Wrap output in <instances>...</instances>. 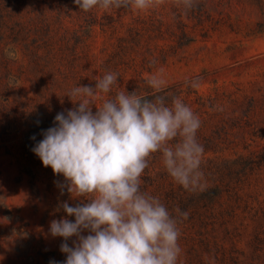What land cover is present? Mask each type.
<instances>
[{
  "label": "rangeland",
  "instance_id": "obj_1",
  "mask_svg": "<svg viewBox=\"0 0 264 264\" xmlns=\"http://www.w3.org/2000/svg\"><path fill=\"white\" fill-rule=\"evenodd\" d=\"M193 3L84 12L75 0H0V264L66 260L50 223L74 222L60 205L80 201L32 149L73 109L69 91L106 72L118 81L97 104L137 91L179 97L200 118L202 187L175 182L160 153L141 177L178 219V264H264V0ZM161 69L156 92L147 81Z\"/></svg>",
  "mask_w": 264,
  "mask_h": 264
},
{
  "label": "clouds",
  "instance_id": "obj_2",
  "mask_svg": "<svg viewBox=\"0 0 264 264\" xmlns=\"http://www.w3.org/2000/svg\"><path fill=\"white\" fill-rule=\"evenodd\" d=\"M186 9L193 0H183ZM162 0H75L81 11L132 8L145 11ZM163 70L147 81L160 92ZM118 74L97 77L95 87L76 86L66 95L73 109L58 113L32 151L45 168L62 175L71 199L60 207L67 217L52 220L49 232L61 237L63 264H178V219L158 197L141 191L149 158L160 153L167 173L185 189L202 187L204 147L197 140L201 121L179 97L148 99L137 91L112 92ZM198 88V81H191ZM93 107L96 111L93 112ZM32 139H35L33 137ZM175 141V143H173ZM179 216L188 213L176 209ZM87 233V235H84ZM75 237L73 246L68 240ZM50 264H56L51 261Z\"/></svg>",
  "mask_w": 264,
  "mask_h": 264
}]
</instances>
